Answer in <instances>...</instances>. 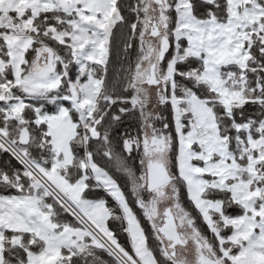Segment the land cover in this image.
I'll return each mask as SVG.
<instances>
[{"label":"snow or ice","instance_id":"obj_1","mask_svg":"<svg viewBox=\"0 0 264 264\" xmlns=\"http://www.w3.org/2000/svg\"><path fill=\"white\" fill-rule=\"evenodd\" d=\"M0 264H264V0H0Z\"/></svg>","mask_w":264,"mask_h":264},{"label":"trees","instance_id":"obj_2","mask_svg":"<svg viewBox=\"0 0 264 264\" xmlns=\"http://www.w3.org/2000/svg\"><path fill=\"white\" fill-rule=\"evenodd\" d=\"M114 59V61H115V57L113 58ZM102 256H103V258L105 259V260H107L108 259V257H107V254L105 253V254H102Z\"/></svg>","mask_w":264,"mask_h":264}]
</instances>
